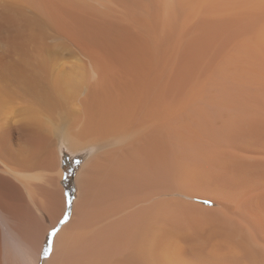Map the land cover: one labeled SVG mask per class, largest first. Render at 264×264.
<instances>
[{
  "label": "bare ground",
  "instance_id": "6f19581e",
  "mask_svg": "<svg viewBox=\"0 0 264 264\" xmlns=\"http://www.w3.org/2000/svg\"><path fill=\"white\" fill-rule=\"evenodd\" d=\"M0 264H264V0H0Z\"/></svg>",
  "mask_w": 264,
  "mask_h": 264
},
{
  "label": "rangeland",
  "instance_id": "374dc122",
  "mask_svg": "<svg viewBox=\"0 0 264 264\" xmlns=\"http://www.w3.org/2000/svg\"><path fill=\"white\" fill-rule=\"evenodd\" d=\"M60 165L63 169V173L64 175L62 176V180H61V184L63 185V179L66 177V180L68 179V168L66 169L65 167V164H68L70 165V168H71V172L72 171H75V174H74V178H73V184H74V187H75V190H74V199L76 198L77 196V186H76V176L82 166V164L86 161V159L88 158V156L90 155V150L89 149H84V150H78V151H71L69 150L66 146L64 147V144L60 145ZM70 184H64L63 187H64V191H65V195H66V190H71V186H72V177H71V181L69 182ZM70 185V186H69ZM70 208V207H69ZM69 208H68V211H69ZM67 214V213H66ZM68 218V215L67 217H65L64 219L65 220H62V222L59 223V226L65 222ZM57 230V228L55 230H52L47 236H46V240H45V243H44V247H43V254H47L49 251H50V243H51V240H52V236L54 235L55 231ZM48 250L47 253H45V250Z\"/></svg>",
  "mask_w": 264,
  "mask_h": 264
},
{
  "label": "trees",
  "instance_id": "16d2710c",
  "mask_svg": "<svg viewBox=\"0 0 264 264\" xmlns=\"http://www.w3.org/2000/svg\"><path fill=\"white\" fill-rule=\"evenodd\" d=\"M74 174H75V171H72V176H71L72 177V186H71V190L70 191L69 190H66V196L69 199V203H71L74 200V190H75V187H74V184H73ZM64 184H66V177L63 179V185ZM68 214H69V211H67L66 217H67ZM47 251L48 250L46 249L45 250V253H47Z\"/></svg>",
  "mask_w": 264,
  "mask_h": 264
},
{
  "label": "flooded vegetation",
  "instance_id": "af4514ba",
  "mask_svg": "<svg viewBox=\"0 0 264 264\" xmlns=\"http://www.w3.org/2000/svg\"><path fill=\"white\" fill-rule=\"evenodd\" d=\"M65 167H66V169L68 168V179L66 180V183L70 184L69 182L71 181V176H72L71 168H70V165H68V164H65Z\"/></svg>",
  "mask_w": 264,
  "mask_h": 264
}]
</instances>
